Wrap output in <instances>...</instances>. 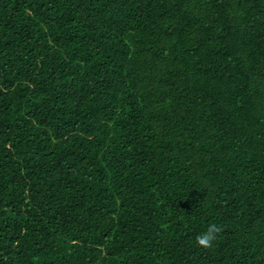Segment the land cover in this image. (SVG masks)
<instances>
[{"label": "trees", "instance_id": "1", "mask_svg": "<svg viewBox=\"0 0 264 264\" xmlns=\"http://www.w3.org/2000/svg\"><path fill=\"white\" fill-rule=\"evenodd\" d=\"M0 264H264V0H0Z\"/></svg>", "mask_w": 264, "mask_h": 264}, {"label": "clouds", "instance_id": "2", "mask_svg": "<svg viewBox=\"0 0 264 264\" xmlns=\"http://www.w3.org/2000/svg\"><path fill=\"white\" fill-rule=\"evenodd\" d=\"M220 231L221 228L217 224H209L205 231L197 235L196 242L204 248L212 247Z\"/></svg>", "mask_w": 264, "mask_h": 264}]
</instances>
